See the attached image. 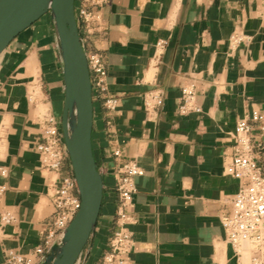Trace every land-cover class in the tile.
I'll return each instance as SVG.
<instances>
[{
	"label": "crops",
	"instance_id": "0c3cea01",
	"mask_svg": "<svg viewBox=\"0 0 264 264\" xmlns=\"http://www.w3.org/2000/svg\"><path fill=\"white\" fill-rule=\"evenodd\" d=\"M96 10L98 18L78 26L87 57L99 55L107 73L101 93L90 72L103 200L80 264H99L110 249L118 229L116 184L127 161L144 170L134 180L127 264H251L253 248L245 244L238 257L221 221L242 184L226 174L236 124L264 110V0H105ZM1 58L0 217L14 220L0 221V264L8 251L39 264L34 252L54 188L61 176H73L68 156L56 175L41 166L36 150L48 117L62 132L64 75L50 15ZM189 86L200 112L181 115ZM107 98L117 100L114 109L105 107ZM251 142L264 179L257 125Z\"/></svg>",
	"mask_w": 264,
	"mask_h": 264
},
{
	"label": "built area",
	"instance_id": "2783aa9c",
	"mask_svg": "<svg viewBox=\"0 0 264 264\" xmlns=\"http://www.w3.org/2000/svg\"><path fill=\"white\" fill-rule=\"evenodd\" d=\"M105 0H82L83 6L76 7L77 20L86 23L98 18L96 10ZM88 58L89 70L96 76V87L101 93L107 91L105 79L107 73L101 57L92 54ZM182 104L179 107L181 115H187L190 111L200 112L195 107V90L193 87L183 88ZM158 105L162 99H156ZM117 100L107 98L105 107L114 109ZM257 125L264 132V110L254 111L250 119H242L237 122L234 130V155L232 161L226 167V174L240 181L239 191L234 195L232 211L225 216L221 223L226 232L228 242L234 251L241 257L243 246L250 245L253 248L251 264H264V179L261 175L253 153L251 134ZM62 143L64 146L62 147ZM41 166L60 175L66 156L69 157L63 133L54 117L46 119L42 133V142L36 147ZM118 155V153H116ZM0 174L5 176V171L0 169ZM144 175V170L135 161L125 162L119 169V178L116 190L119 196L118 229L110 240V249L103 256L99 264H127L125 255L131 245V233L127 226L130 223V213L134 207L133 196L136 191L134 180ZM6 192V186L0 184V200ZM82 206L81 197L77 190L74 176H61L54 188L52 197V213L45 223L43 240L35 249L34 255L42 258L55 240L68 228ZM9 213L1 215L0 221L9 225L13 221ZM6 264H33L34 259L23 256L14 251L5 254Z\"/></svg>",
	"mask_w": 264,
	"mask_h": 264
},
{
	"label": "water",
	"instance_id": "95a60500",
	"mask_svg": "<svg viewBox=\"0 0 264 264\" xmlns=\"http://www.w3.org/2000/svg\"><path fill=\"white\" fill-rule=\"evenodd\" d=\"M47 14L63 66L61 127L82 206L39 264H80L100 215L103 178L93 154V87L76 0H0V57L22 32Z\"/></svg>",
	"mask_w": 264,
	"mask_h": 264
},
{
	"label": "bare ground",
	"instance_id": "6f19581e",
	"mask_svg": "<svg viewBox=\"0 0 264 264\" xmlns=\"http://www.w3.org/2000/svg\"><path fill=\"white\" fill-rule=\"evenodd\" d=\"M1 57H2V56H1ZM1 57H0V59H2ZM0 144H1V143H0Z\"/></svg>",
	"mask_w": 264,
	"mask_h": 264
}]
</instances>
